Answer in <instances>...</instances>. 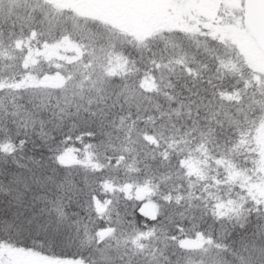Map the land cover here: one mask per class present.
I'll return each instance as SVG.
<instances>
[{
  "label": "snow or ice",
  "instance_id": "1",
  "mask_svg": "<svg viewBox=\"0 0 264 264\" xmlns=\"http://www.w3.org/2000/svg\"><path fill=\"white\" fill-rule=\"evenodd\" d=\"M0 264H264V0H0Z\"/></svg>",
  "mask_w": 264,
  "mask_h": 264
}]
</instances>
